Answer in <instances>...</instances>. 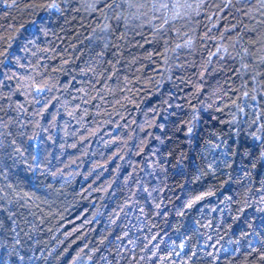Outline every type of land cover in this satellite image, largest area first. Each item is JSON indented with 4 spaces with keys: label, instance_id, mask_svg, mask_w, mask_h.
Returning <instances> with one entry per match:
<instances>
[{
    "label": "trees",
    "instance_id": "16d2710c",
    "mask_svg": "<svg viewBox=\"0 0 264 264\" xmlns=\"http://www.w3.org/2000/svg\"><path fill=\"white\" fill-rule=\"evenodd\" d=\"M121 1L0 0V264H264V7Z\"/></svg>",
    "mask_w": 264,
    "mask_h": 264
},
{
    "label": "snow or ice",
    "instance_id": "6c2138e0",
    "mask_svg": "<svg viewBox=\"0 0 264 264\" xmlns=\"http://www.w3.org/2000/svg\"><path fill=\"white\" fill-rule=\"evenodd\" d=\"M260 2H261V6L264 7V0H260ZM12 6H14V5H12V4L7 5V7H12ZM115 6H117V5L114 4V0H106V7H108V8H113V7H115ZM51 7H55V5L53 4V5H51ZM160 7H162V8H168L169 5H168V4H162V5H160ZM172 7H176V6L173 5ZM189 7H191V6L189 5ZM177 15H179V13H177ZM165 23H167V21H165ZM3 54H4V55L7 54V53H6V50H5V52H4ZM30 87H31L32 90L35 92L36 97H37L38 99L41 98V94H42V93H44V92H46V91L49 90L48 87H47V85L41 87V86H39V84H36V83L31 84ZM244 95L247 96L248 93L245 92ZM252 99L255 100L256 98H255V97H252ZM240 111L243 112L244 109H243V108H240ZM256 123H257V120H253V124H256ZM262 123H264V122H262ZM191 131H192V129L189 128V130H188L189 134H191ZM3 135H4L3 133H0V138H2ZM252 136H253V139L256 140V141H260V140L264 139V138H262L261 136L256 135L255 133H252ZM2 147H3V141H2V139H0V148H2ZM15 151H19V149H15ZM261 157L264 158V147H262ZM33 161L36 162V163L38 164V162H39V157H38V155H33ZM178 163H179V161H178ZM3 191H4L3 189H0V201H2V200L4 199ZM203 198H204V197L201 196V195H196V196H194V197L188 202L187 207H188V208H191L193 204L197 203L199 200H201V199H203ZM180 214L183 215L182 212H181ZM2 233H3V229H0V236H2ZM153 239H155V237H153ZM19 243H20L19 240L14 241V243H13V248L15 249V247H16ZM0 245L6 246V245L3 244V241H2V240H0ZM19 259H20L21 261H23L24 257H23V256H20ZM164 259H168V257H165ZM261 259H264V256H262Z\"/></svg>",
    "mask_w": 264,
    "mask_h": 264
},
{
    "label": "rangeland",
    "instance_id": "374dc122",
    "mask_svg": "<svg viewBox=\"0 0 264 264\" xmlns=\"http://www.w3.org/2000/svg\"><path fill=\"white\" fill-rule=\"evenodd\" d=\"M135 1L136 0H123L121 2L123 3L124 8L128 10L126 16L129 17V19L132 22H140V20L138 19L139 17L137 13H141L143 8H149V6L146 0H143L141 4H135ZM160 2H163V1L160 0Z\"/></svg>",
    "mask_w": 264,
    "mask_h": 264
}]
</instances>
